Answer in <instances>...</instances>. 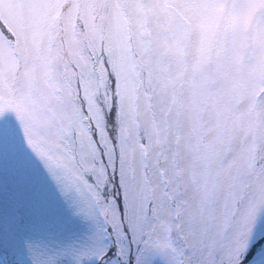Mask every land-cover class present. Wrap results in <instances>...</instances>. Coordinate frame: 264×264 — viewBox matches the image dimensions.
I'll return each mask as SVG.
<instances>
[{
	"label": "snow or ice",
	"instance_id": "1",
	"mask_svg": "<svg viewBox=\"0 0 264 264\" xmlns=\"http://www.w3.org/2000/svg\"><path fill=\"white\" fill-rule=\"evenodd\" d=\"M0 264H264V0H0Z\"/></svg>",
	"mask_w": 264,
	"mask_h": 264
}]
</instances>
